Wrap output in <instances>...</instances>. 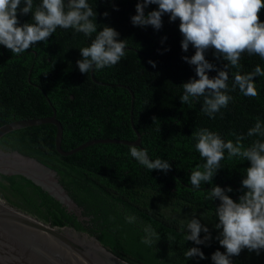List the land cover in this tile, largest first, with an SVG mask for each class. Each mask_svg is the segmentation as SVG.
<instances>
[{"label": "trees", "instance_id": "obj_1", "mask_svg": "<svg viewBox=\"0 0 264 264\" xmlns=\"http://www.w3.org/2000/svg\"><path fill=\"white\" fill-rule=\"evenodd\" d=\"M39 2L34 0V4ZM88 3L97 13L98 31L110 26L126 43L125 55L118 64L92 72L96 82L107 85H97L89 73L79 71V49L89 46L90 39L72 29L57 28L47 42H39L19 56L0 45V126L49 117L53 110L62 129L60 149L68 151L94 139L133 141L131 123L140 135V148L147 150L151 160H167L171 169L167 173L149 171L131 157L129 146L118 144H94L62 157L54 150L55 128L50 124L11 131L0 138V143L82 185L141 238L146 236L145 227L150 226L160 236L156 244L148 245L158 264H212V253L224 249L215 239L218 232L213 227L218 222L215 206L219 201L207 200L206 191L214 185L230 186L233 192L228 195L238 200L240 183L250 164L235 157L229 159L225 153L212 184L193 190L190 173L204 163L195 150L193 133L207 128L225 140H235L231 132L246 133L258 117L264 121V77L256 78V97H245L238 90L230 92L233 99L228 107L210 119L201 111L203 98L191 105L180 102L181 85L195 77L194 66L182 57H190L195 49L190 46L187 53L182 51L179 20L170 22L165 14L162 28L156 31L151 26L132 25L130 18L136 14L137 0ZM156 7L148 6L145 13ZM259 16L264 22V9ZM19 19L21 24L32 22L31 14ZM92 19L95 21V17ZM212 52H206V59L222 68L226 62L217 61ZM149 60L155 62V68ZM240 64L242 73L251 72L255 65L264 68V60L247 54L242 55ZM236 71L230 70L229 87ZM215 75L214 71L209 73L210 77ZM121 85L132 93L131 104L130 94ZM0 199L52 227H69L26 184L10 186L0 181ZM193 214L212 233L213 239L207 245L185 241L187 219ZM128 215L135 216L136 222L127 223ZM168 237L174 239L168 241ZM191 247H199L205 259L186 260L184 253ZM231 259L232 264H264V250L257 255L244 249Z\"/></svg>", "mask_w": 264, "mask_h": 264}, {"label": "clouds", "instance_id": "obj_2", "mask_svg": "<svg viewBox=\"0 0 264 264\" xmlns=\"http://www.w3.org/2000/svg\"><path fill=\"white\" fill-rule=\"evenodd\" d=\"M150 5L157 7L146 14L145 9ZM262 9L264 0H137L136 14L130 19L133 26H151L156 31L162 28L165 14L170 22L179 20L182 51L187 53L190 46L195 49L190 57H182L194 66L195 77L181 85L180 102L191 105L194 100L203 98L201 111L215 119L232 101L230 92L238 90L243 96L253 98L258 95L255 81L257 77H264V68L255 65L251 72L242 73L240 60L243 54L264 60V22L259 16ZM29 14L32 22L21 24L19 17ZM103 15L107 17L108 13ZM96 16L88 0H40L37 4L34 0H0V45L19 56L39 42H47L57 28L72 29L90 39L89 46L79 49L81 59L76 62L79 71L88 74L110 68L124 57L126 43L118 39L119 33L110 26L105 25L98 31ZM209 50H213L217 61L226 62L222 68L206 59ZM148 63L156 67L154 61ZM231 69L237 71L229 87ZM213 71L216 75L210 77ZM230 135L235 140H225L207 128L193 133L195 150L204 161L190 173L189 183L193 190H200L202 184H212L222 168L220 162L225 159V153L229 159L235 157L250 164L241 180L238 200L228 195L233 192L230 186L214 185L206 191L207 200L219 201L215 206L218 222L213 227L218 232L215 239L224 249V252L212 253V264H232L231 258L239 256L244 249L257 255L264 250V121L258 117L246 133L231 132ZM245 140L251 142L245 144ZM130 155L149 171L167 173L172 167L167 160H151L143 148L130 146ZM125 220L132 224L136 217L128 215ZM186 229L185 241L207 245L213 239L209 227L195 214L187 219ZM144 231L146 236L142 243L153 246L160 239L150 226ZM167 239L170 241L174 237ZM184 257L186 260L205 259L199 247L187 249Z\"/></svg>", "mask_w": 264, "mask_h": 264}, {"label": "water", "instance_id": "obj_3", "mask_svg": "<svg viewBox=\"0 0 264 264\" xmlns=\"http://www.w3.org/2000/svg\"><path fill=\"white\" fill-rule=\"evenodd\" d=\"M89 76L93 83L107 85L96 82L92 72ZM119 87L128 91L131 104L130 90L122 85ZM44 124L54 126V150L62 157L94 144L140 148V135L130 123L135 135L133 141L94 139L62 151V129L53 110L49 117L18 120L0 126V138L11 131ZM0 181H7L10 186L26 184L32 187L43 203L69 226L68 230L76 238H70L62 228L45 224L0 199V264H158L149 246L141 242L142 238L86 188L2 143Z\"/></svg>", "mask_w": 264, "mask_h": 264}, {"label": "bare ground", "instance_id": "obj_4", "mask_svg": "<svg viewBox=\"0 0 264 264\" xmlns=\"http://www.w3.org/2000/svg\"><path fill=\"white\" fill-rule=\"evenodd\" d=\"M62 232H65L70 238L76 239L74 234L69 230H62Z\"/></svg>", "mask_w": 264, "mask_h": 264}, {"label": "flooded vegetation", "instance_id": "obj_5", "mask_svg": "<svg viewBox=\"0 0 264 264\" xmlns=\"http://www.w3.org/2000/svg\"><path fill=\"white\" fill-rule=\"evenodd\" d=\"M65 227L69 229V227H67V226H65ZM65 227H62V228H65Z\"/></svg>", "mask_w": 264, "mask_h": 264}]
</instances>
